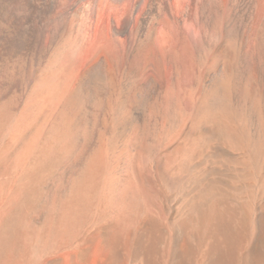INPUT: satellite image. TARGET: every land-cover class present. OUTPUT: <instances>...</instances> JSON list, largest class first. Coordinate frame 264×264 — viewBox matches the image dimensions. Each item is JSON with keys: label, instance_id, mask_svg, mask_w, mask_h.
I'll list each match as a JSON object with an SVG mask.
<instances>
[{"label": "bare ground", "instance_id": "bare-ground-1", "mask_svg": "<svg viewBox=\"0 0 264 264\" xmlns=\"http://www.w3.org/2000/svg\"><path fill=\"white\" fill-rule=\"evenodd\" d=\"M6 144L0 264H264V0H0Z\"/></svg>", "mask_w": 264, "mask_h": 264}, {"label": "rangeland", "instance_id": "rangeland-1", "mask_svg": "<svg viewBox=\"0 0 264 264\" xmlns=\"http://www.w3.org/2000/svg\"><path fill=\"white\" fill-rule=\"evenodd\" d=\"M152 105H154L153 100L150 101V107ZM151 113H152L151 109L145 113V115H146L145 127H146V130L148 132V134H147L148 139H150L151 135H153V133L156 131L157 132L159 131V133L161 132V134L165 135V133H166L165 130H167V128H164L163 121H160V120L156 121V119H155V121L152 122L153 116L151 115ZM148 123H151V124H148ZM173 137H174V133L169 134L164 140H162V142H160V144H158L155 147L156 149H154L155 151L153 152L154 154H152V157H151L152 159L151 160L150 159L145 160V158H144L142 160L141 164L138 165L139 167L136 170L137 171L136 172L137 183H138L140 190H142L141 192H143V196H144V198H143L144 200L142 201V202H144L143 205H145L148 210L150 209L149 211L151 213H153L155 216H157V217L160 216L161 217V218L159 217L160 220L163 221L165 224L170 223L171 221H173L176 218L175 212H176L178 204H179V201H178L179 196L175 193H172V192H171L172 193L171 194L166 189L164 190L163 184L161 183V178L159 175L160 170L157 166V162L159 159L163 158L167 154L169 149H171L173 147V143L175 141V139H174L175 137L174 138ZM8 148H9V144H6V147L4 146V149L1 150L2 152H4V151H6V152L2 153L0 151V162H2V161L4 162V163L3 162L0 163L1 164L0 165V183H1L0 185H5V187H8V184L12 179V173H11V171H9V163H8V159H7V157H8L7 151L9 150ZM6 173L8 174L7 176H6ZM3 174H4V176H3ZM122 174H124V173H122ZM142 181H143V183H142ZM165 191H166V193H165ZM6 201H7V204H6ZM9 205H10V202L7 199H4V201H3V199L0 200V215L1 216L9 208ZM173 217H175V218H173ZM0 220H2L1 217H0Z\"/></svg>", "mask_w": 264, "mask_h": 264}]
</instances>
